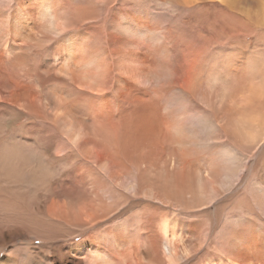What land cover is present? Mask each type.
I'll return each instance as SVG.
<instances>
[{
  "label": "rangeland",
  "instance_id": "1",
  "mask_svg": "<svg viewBox=\"0 0 264 264\" xmlns=\"http://www.w3.org/2000/svg\"><path fill=\"white\" fill-rule=\"evenodd\" d=\"M53 1L66 19L62 30L45 26L46 19L39 15L41 0H0V114L7 131L4 142L11 146L18 139L31 145L46 166L43 179L47 189L53 191L21 196L19 215L6 213V222L17 220L24 231L22 237L11 238L6 248H14L21 264H65L71 260L63 256L66 245L91 235L107 239L117 232L120 221H126L139 226L137 232L131 227L136 237L134 252L149 260L160 254L162 259L164 248H170L158 227L165 220L175 224L176 250L182 256L177 264H264V135L258 136L257 145L247 132H264V34L248 33L239 40L242 46H219L213 51V40L198 38L195 17L183 23L182 11H174L171 17L167 13L170 10L158 8L155 0L139 1L141 12L135 5L124 8L132 4L130 0ZM204 8L211 20L219 12L218 7ZM152 11L156 14L151 15ZM121 16L134 17L148 30L143 51L138 49L142 60L137 65L122 62V49L127 43L117 27ZM227 20L232 23L229 17ZM161 33H166V38L157 40ZM74 52L79 57L83 54V64L74 60ZM211 53L219 58L213 60ZM238 55L240 58H234ZM87 59L94 61L86 66ZM89 72L94 78L88 77ZM134 73L139 74L137 79L132 78ZM202 93L211 100V107L201 103ZM64 113L106 148L120 175L137 180L135 193L110 183L86 158L84 150L71 144L63 126ZM238 156L236 164L244 170L240 179L232 187L221 186L220 182L226 181L223 174L227 165ZM213 178L218 183H212ZM199 179L206 187L204 194H199ZM98 187H102L101 199L95 195ZM22 189L32 190L27 186ZM145 189L161 200L145 195ZM113 200L115 205L107 204ZM79 212L91 215L85 229H78ZM236 224L247 231L245 241L252 247L248 253L231 249L234 242L245 245L233 238L225 244L224 236L230 233L232 237ZM228 227L233 230L226 231ZM40 235L71 237L67 242L43 243Z\"/></svg>",
  "mask_w": 264,
  "mask_h": 264
},
{
  "label": "bare ground",
  "instance_id": "2",
  "mask_svg": "<svg viewBox=\"0 0 264 264\" xmlns=\"http://www.w3.org/2000/svg\"><path fill=\"white\" fill-rule=\"evenodd\" d=\"M126 1H129V0H126ZM139 1L142 2L141 0H130L129 2L132 3V4H126V2H124V4H126V5H124V8L125 7L126 8L127 7H130V5H132V6L135 5V6L138 7V6H140ZM119 2H123V1L119 0ZM155 3L157 4V7L158 8H167V9H169L170 10V13L169 12H167V13H168V15H171V17L173 15L174 11L179 10V11H182V13H183V11H185L183 14L182 13L180 14L181 17H182V22H183V20L184 21H187V20L189 21V19H193L195 17L196 18V22H195V24L193 26L194 27H196V26L199 27V31L196 32V34L199 35L198 38L208 39V41H211V42L213 40L214 41V44H215V46H213V43L211 44L213 46V47L211 46V48L213 49V51L216 50V49H219V46L220 47L222 46V48L232 47V46H237V45L242 46V44L239 43V40L240 39L242 40V37L243 38L244 37L246 38V34H248V33H252V35L255 33V34H257V36L259 34L260 35L261 34H264V0H155ZM206 5H208V9H211V8H214L215 9L216 7H218V11L219 12H217V14H215V18L213 20H211L210 15L205 10L206 8H204V7H206ZM209 5H210V8H209ZM39 6H40V11H39L40 18H45L46 19L45 20V26L52 27V28L59 29V30H62L63 27H65V20L66 19L64 18V14L61 12L62 10L59 11V9L55 6L53 0H41ZM157 7L155 6V9L156 10L158 9ZM155 9H153V10H155ZM142 10H143V8H142ZM142 10L138 7V9L136 11L137 12H141ZM149 14H150V12H149ZM155 14H156V11H155ZM155 14H154V11H152L151 15H155ZM121 17L117 21V27L119 29V32H121L122 35H125L126 36V43H127V44H125V46H123V49H122V54H121L122 62L130 63V64H132L130 66H133V65H135L136 63L139 62L138 60H140V59L142 60V58L139 57L138 49L143 51V49H142L143 39H144V36H145V34H146V32L148 30L146 28L141 27V25L138 24L139 22L136 23L135 22L136 20L133 19L134 17H132V18L130 16H127V17L126 16H123L122 18ZM220 17H221V19H220ZM228 17L230 18V20H232V23L231 22H228V20H227ZM36 23H37V21H36ZM183 23H185V22H183ZM196 30H194V31H196ZM192 34H193V32H192ZM194 34H195V32H194ZM207 34H211L213 37L212 36L208 37V36H206ZM159 35L160 36L158 38L156 36L157 40H160L161 37H164V39H165L166 36H167L166 33L165 34L164 33H161ZM262 36H264V35H262ZM192 38H194V37H192ZM70 40H71L70 42L74 43L73 40H72V38ZM78 43L80 44L81 42H78ZM80 45H82V44H80ZM68 46H70V45H68ZM68 46H66V47H68ZM83 46H84V44L81 47H83ZM250 46H252V45H250ZM255 46L256 45H254V47ZM66 47H65V49H67ZM68 48H70V47H68ZM74 49L75 48H73L71 50L74 51ZM126 49L129 50V54H126V52H127ZM71 50L68 49V52H71ZM68 52H65V53L67 54ZM79 52H77V53H79ZM220 52H221V50H220ZM69 54L71 55L72 53H69ZM56 55L58 56V54H56ZM234 55H236V54H234ZM89 56H91V55L89 54ZM211 56H212V59L213 60H217V57H218L217 55H216L217 57H215L214 56V53H213ZM81 57L83 58V54H82ZM81 57H79L75 53L73 58H74V60L78 59V62H82ZM186 57H188V55ZM73 58H71L70 61H72ZM234 58H237L238 59V58H240V55L234 56ZM85 59H86V57H85ZM93 61H94V59H92V61H89L87 59V62H86L85 65L86 66L89 65V64L93 63ZM75 64H78V63L75 62ZM82 64H83V62H82ZM97 65H96V67H98ZM93 66L95 67V65H93ZM73 67H75V65ZM210 69H209V71H210ZM76 70L78 71V68H76ZM82 70H83V68H82ZM85 71H86V73L88 72V70H85ZM123 71H125V70H123ZM129 71L130 72H133V68L132 69H129ZM82 72H84V71H82ZM90 72H91V70H90ZM90 72L88 74V77H93V75L92 76L90 75ZM95 72H96V70H95ZM125 72L127 73V71H125ZM95 74H97V73H95ZM210 75H212L214 77V74L213 73H211ZM82 76L83 75L81 73V76L80 77L82 78ZM131 76H133V74H131ZM134 76L135 77H132V78L133 79H137L136 76H139V74L138 73H134ZM83 78H85V77H83ZM89 80L91 82L92 79H89ZM82 83H80V85ZM91 83L93 84V82H91ZM0 84H1V82H0ZM88 84H90V83H88ZM95 84H97V83L94 82V85ZM99 85L101 86L102 84L99 83ZM95 86H93V87H95ZM100 90H102V89H100ZM57 94H59V93H57ZM53 96H54V93H53ZM55 96H54V98L55 99H58ZM63 96H65V95H63ZM10 97H12V96H10ZM60 97H62V96L60 95ZM63 98H65V97H63ZM47 99H49V98L47 97L46 100ZM52 101H53V99H52ZM52 101L51 102L49 101L47 103H52ZM200 101L206 107H211L212 106L210 104L211 100L208 99L203 93L200 94ZM245 101H246V99H245ZM23 106L25 108L26 104H24ZM245 106L246 107H249V103L246 104ZM89 108H92V107L89 106ZM31 112L34 113L36 111H31ZM53 112L56 113L55 111H53ZM71 112H72V110H71ZM36 114L38 115L37 112H36ZM43 115L44 114H42V116ZM64 115H65V117L63 116V119H64L63 120V122H64V125L63 126H64V129H65L66 134L69 135V138L71 140V144L74 145L77 148H81L82 151L84 150V152L87 155L86 158L90 159L94 164H96V166L110 179L109 180L110 183H113V184H115L117 186L120 184V186H123L124 189L127 190V192L129 191L130 193H133V192L135 193L136 187H137V184H138L137 180L133 176H128L127 174L120 175L117 172V170H115V166H116L115 165V160L112 159L105 152V149L106 148L103 147V145L102 146L99 145L92 138H89L87 136L88 133L82 128L83 125L81 127V126H78L77 123L75 124L72 121V119L70 118V116H69L68 113H64ZM242 116L244 117V115H242ZM246 116L249 117V118L252 117V115H249V114H247ZM178 118H180V117H178ZM225 118H227V117H225ZM218 120H219V118H218ZM97 121H99V120H97ZM177 122H178V120H177ZM185 122L183 123L184 125H185ZM243 123H245L244 119H243ZM170 124H172V123H170ZM95 125H96V123H95ZM185 127H187V126L185 125ZM200 129H202V128H200ZM262 130H253V129H250V131H247V132H249L248 134H249L251 140L253 142L258 143L257 145H259V142L257 140L258 136L259 135H264V132L261 133ZM205 131H206V129H205ZM6 132L7 131H6L5 119H4L3 114L1 113L0 114V264H21V262L19 260V257L14 254V251H13L14 248L13 249H9V248H6V246H7L8 241L11 238L12 239H15V238L18 239L21 236V234L24 233V231L22 230V225H21V223L19 221L13 220L10 224L8 222H6V213H8L10 211V212H12L14 214V216L15 215L16 216L19 215L18 213H20V209H21V207H20L21 205L19 206V204H20L19 203V198L21 196L24 197L26 194H29L32 197V195H34L39 190L49 191L50 193H52L53 191L51 192V189H47V181H45L43 179V174L45 172V167L46 166L44 164H42L41 157H39V155H37L34 152V150L31 147V145L26 144V143H23V142L19 141L18 139H15L14 140L15 141L14 145L8 146L7 144H5V142H4L5 141V139H4V133L6 134ZM179 132H180V130H179ZM164 137H165V135H164ZM70 140H68V141H70ZM71 144L69 146H71ZM261 144H262V142H261ZM61 148H63V145H62ZM63 150H64V148H63ZM224 155L227 156V151L224 152ZM237 159H239V156L236 157V159L232 158V161H230L229 164L227 165L226 172L223 174L224 175V178L226 179V181L220 182V185L221 186H223V187L224 186H226V187H232L235 184V182L240 179V174H241L243 168H241L238 164H236L237 163L236 162ZM47 168H49V167H47ZM55 172H56V170H55ZM131 173H133V172H131ZM199 174H200V172H199ZM197 177H199V176H197ZM202 177L203 176H201L199 178H202ZM200 180L201 179H199V182H200ZM204 182H206V181L204 180ZM213 182L218 183L214 178L212 180V183ZM53 183H55V182H53ZM60 183H61V181H60ZM25 186H27L29 188H32V190L27 191L26 189H22V190H26V191H22L21 188H23ZM204 187L205 186L200 182L199 189H200L201 192H199V194H204V191H203ZM208 187H209V184H208ZM66 189L67 188H65L64 190H66ZM101 189H102V187H98V188H96L97 191H95V195L97 197H99V199H101V196L99 195V191H101ZM262 189L264 190V188H262ZM212 190L214 191L213 188H212ZM54 191H56V190H54ZM66 192H68V191H66ZM103 192H104V194H108V192L106 190H103ZM65 193H64V195H65ZM70 194H68V195H70ZM144 194L147 195L150 198H153V199H156V200H161L160 199L161 197L156 196L152 190H146L145 189ZM36 195H37V193H36ZM47 196H48V194H47ZM35 197L36 196H34V198ZM262 197H264V196H262ZM108 199L109 200H112L111 197H108ZM81 200H83V199H81ZM107 204L113 206V205H115V202L113 200V201H111L110 203H107ZM80 206H81V204H80ZM75 208H76V210L78 209L77 207H75ZM81 208H83V207H80V209ZM23 209H25V208H23ZM55 209L56 208H54V210ZM22 211H25V210H22ZM72 211H73V209H72ZM73 212H75V211H73ZM82 212H83V210H82ZM61 213H63V212H61ZM77 214H78V216L75 215V218L77 216V220H79V225H77V226L80 227V228H78V229H85L84 227L89 222V220H92L91 217H90L91 215H88L87 213H82L81 214L80 212L77 213ZM55 215H56V213L54 214V216ZM61 215H64V214H61ZM67 215H70V214H67ZM94 221H95V219L92 222H94ZM159 225L160 226H158V227H159L160 234H162V236L165 238V241L168 242L167 243V244H169L168 246H170V248H169L166 245L168 247L167 251L164 248V251L165 252H164V255H163V258L162 259H160V254H158L157 252L156 253L158 254V257H156L157 256L156 254H155L156 256L153 255L155 257V259H153V260H151V259L149 260L148 258L146 259V257H144V255H141V254H138L137 252H134V250L132 249L133 248V243H134V241H133V238H134L133 235L134 234L131 232V227L134 226V228H135L134 230L137 232V231H139V226H138V224L137 225L130 226V225H128V223L126 221H120L119 222V225L117 224V226H116L117 227L116 230H117L118 233L117 232H113L111 235L107 236V233L108 232L107 231L105 232L104 235L107 236V239H104V238H106L105 236L102 239V236L101 235H100V237H97L98 235H96V234H95L96 237H91L92 235L89 237L88 236L89 234H88L87 235L88 238H84V239L81 238L82 240H79L78 242H76L74 244L72 243V245H70V246H67L66 245V248H65L66 253H64L63 256H67L68 255L71 258V260H70L69 263L66 262L65 264H159V261L160 260H163V261H160V264H162L161 262H165L164 264H177L181 260L182 256L176 250V245H175V231H172L175 228V224L174 223L173 224H170L169 222H167V221L164 220ZM224 227H225V225H224ZM233 228H235L236 230H233L232 227H228L226 229L223 228L226 231L227 230L229 231V230L232 229L233 230V233H234L232 237H230V233L229 234L227 233V235L224 236L225 237V244L228 245L227 243L230 242L229 239L233 238L234 241H238L239 243H242V244H245V245H243V246L242 245L241 246L240 245H236L235 244L236 242H234L231 245L232 246L231 249L237 250V252L244 251V249H245L246 252L247 251H250L251 248H252V247H250L251 243L249 241H248V243L245 241L248 238L247 235L245 234L247 231L245 232L244 231L245 229L243 227H241V225H239V224L234 225ZM67 229L69 230L68 227H66V230ZM76 230L77 229H75V233H76ZM80 236H81V234H80ZM70 237L71 236H69V235L68 236H61V237H58V238L51 237L49 235H40V236H38V239L43 240V243H46L48 241L49 242H58V241H64V240L67 242V240H69ZM134 239H136V237ZM249 243H250V245H249ZM163 246H165V245H163ZM237 252L236 253H233V254L234 255H237ZM32 253L34 254L35 253V250L32 251ZM187 254H190V253H187Z\"/></svg>",
  "mask_w": 264,
  "mask_h": 264
}]
</instances>
